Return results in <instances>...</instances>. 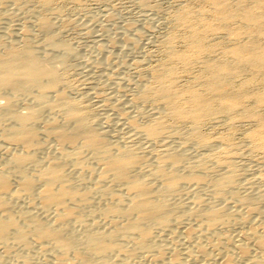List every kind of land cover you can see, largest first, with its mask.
<instances>
[{
  "label": "bare ground",
  "instance_id": "6f19581e",
  "mask_svg": "<svg viewBox=\"0 0 264 264\" xmlns=\"http://www.w3.org/2000/svg\"><path fill=\"white\" fill-rule=\"evenodd\" d=\"M207 1L215 22L177 14L191 29L185 44L194 53L170 38L166 63L211 56L208 33L224 32L228 43L203 63V89L179 88L172 66L150 70L135 97L159 102V111L151 109L146 123L128 120L144 146L107 140L87 104L67 93L58 68L70 61V47L50 33L49 18L35 24L49 33L43 55L29 29L17 41L0 37V264H264V187L254 193L241 180L229 136L213 140L202 130L217 113L253 119L249 145L264 151V83L226 88L244 72L264 82V0ZM167 118L191 126L173 128L182 140L175 145L164 141L174 138ZM192 146L200 154H190Z\"/></svg>",
  "mask_w": 264,
  "mask_h": 264
},
{
  "label": "rangeland",
  "instance_id": "374dc122",
  "mask_svg": "<svg viewBox=\"0 0 264 264\" xmlns=\"http://www.w3.org/2000/svg\"><path fill=\"white\" fill-rule=\"evenodd\" d=\"M40 1L1 0L0 37L4 39L13 38L15 40L18 37L20 39V36L24 34L23 29H29V32H32L29 33L31 44L33 38V46L37 47L38 45V49H36L37 53L43 55L46 47L42 46L49 33H44L35 24H37V20L41 17L49 18L52 23V32L50 33H55L59 41H65L64 43L70 47L69 54L73 51L71 56L68 54L69 57H67L68 55H66V58H69L67 60H70L65 61L67 65L65 63L61 65L57 61V58L61 57L62 52H60V55L59 52L57 54V51L56 53L53 52V55L55 53L54 56L52 53L50 54L52 62L61 65L58 69L61 74L64 73L63 76L67 88L69 87L67 89L65 86L64 91L68 90L67 93L72 98L82 100L87 104L90 113L92 112L90 119L92 118L91 120L96 121L93 122L100 131L105 128L103 131L109 133L106 135V138H109L107 140L113 143L115 141L116 143H123V141L127 143L126 139L128 138V143L130 142V144L143 145L144 141L142 137L138 134L136 135L128 127V120L130 117L134 119L139 117L137 119L139 123H146L151 119V115L156 113L153 111L154 109L159 111L156 109L160 104L159 102H143L144 100L142 101L135 97L138 91L137 87L141 86L145 81H151V69H159L164 65L168 67L172 66L176 69L177 85L179 88L190 85L203 89L204 77H200L204 71L203 63L211 56H220L224 51L225 45L228 43L229 36L224 32L208 33L205 42L208 45L211 56L209 54L195 55L193 56L194 61L190 65H183L177 59H172L170 63H166L165 58L170 45L178 50H189L191 55L194 53L193 48H189L185 44V41L190 39L191 29L187 23L180 24L177 22V14L185 9V11L188 10L196 15L199 14L204 22H215L212 13L213 6L207 0H50V4L45 6H42L44 4H40L42 0ZM10 29H12L11 32ZM39 38L41 39L39 40ZM168 39L171 40L169 46L166 44L168 43L166 42ZM40 45L43 48V52ZM165 52L166 54H164ZM56 63L55 65L59 67ZM244 74L247 75L245 76ZM248 74V72H244L243 76L237 77V81H232L233 85L226 86V88L237 91V89L239 90V86L241 89V86L249 82L250 86L247 83L246 88L250 91L260 89L264 83L262 78L256 77V79L253 78L251 81H248L251 79V76ZM65 75H67V78ZM232 86L236 89H233ZM253 100L251 97L245 99L248 107L251 105H253L251 108L256 107V103ZM2 101L4 102V99H0V102ZM247 104L245 103L246 106ZM122 106L125 107L122 108ZM260 108L264 112V106ZM144 112L146 113L144 114ZM166 120V123L172 127L170 129L171 133L173 130V134L177 131L175 129L178 128L187 133L191 127L188 123H183L182 121H175L170 118ZM203 124L202 130L209 137H212L213 140L229 136L228 138L230 139L228 140L231 146L233 143L229 156L233 158L236 165L242 168L241 180L246 182V179H249L251 182L250 189L254 193L262 190L264 187V151L251 147L247 138L249 131L256 127L253 119L235 115L228 117L223 113H217L214 117L206 119ZM127 135L130 136L127 137ZM175 135L174 138H169L170 140L165 139L164 141H169L171 145L182 141L179 137H175ZM224 143L223 139L222 143L218 142L214 147L220 146L221 148V146H225ZM195 148L193 146L192 148L190 147L188 149V151L190 150L189 153L192 151L190 153L192 155L200 154L202 150L200 149V151L199 148ZM193 150L195 151L194 153ZM247 186L249 188V185L245 187Z\"/></svg>",
  "mask_w": 264,
  "mask_h": 264
}]
</instances>
